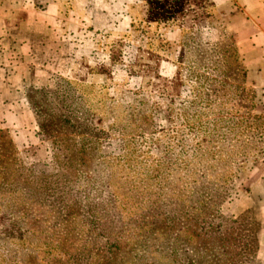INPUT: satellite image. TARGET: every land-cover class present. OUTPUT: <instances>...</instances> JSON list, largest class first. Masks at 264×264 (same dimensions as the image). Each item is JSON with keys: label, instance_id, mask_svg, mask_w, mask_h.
<instances>
[{"label": "rangeland", "instance_id": "obj_1", "mask_svg": "<svg viewBox=\"0 0 264 264\" xmlns=\"http://www.w3.org/2000/svg\"><path fill=\"white\" fill-rule=\"evenodd\" d=\"M134 2L115 69L27 86L32 134L0 128V264H264L259 72L220 23Z\"/></svg>", "mask_w": 264, "mask_h": 264}, {"label": "crops", "instance_id": "obj_2", "mask_svg": "<svg viewBox=\"0 0 264 264\" xmlns=\"http://www.w3.org/2000/svg\"><path fill=\"white\" fill-rule=\"evenodd\" d=\"M176 1L173 33L220 23L264 88V0ZM145 15V5L134 0H0V128L31 135L27 86L41 88L54 75L80 80L85 70L115 69L116 55L134 42V24ZM160 22L155 29L167 30L165 18Z\"/></svg>", "mask_w": 264, "mask_h": 264}]
</instances>
